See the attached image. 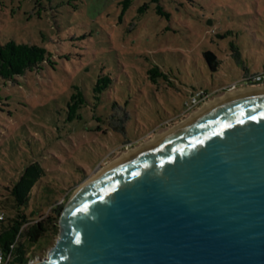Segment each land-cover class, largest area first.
Listing matches in <instances>:
<instances>
[{"label": "rangeland", "instance_id": "1", "mask_svg": "<svg viewBox=\"0 0 264 264\" xmlns=\"http://www.w3.org/2000/svg\"><path fill=\"white\" fill-rule=\"evenodd\" d=\"M8 41L43 47L50 62L0 78V227L16 213L10 190L28 165L45 173L24 211L42 219L122 155L238 91L222 88L264 62V0H0V45ZM152 68L163 76L152 81ZM198 90L213 94L185 112ZM77 91L84 102L69 118ZM46 236L22 239L29 262L45 258L58 233Z\"/></svg>", "mask_w": 264, "mask_h": 264}, {"label": "water", "instance_id": "2", "mask_svg": "<svg viewBox=\"0 0 264 264\" xmlns=\"http://www.w3.org/2000/svg\"><path fill=\"white\" fill-rule=\"evenodd\" d=\"M27 264H264V89L108 166Z\"/></svg>", "mask_w": 264, "mask_h": 264}, {"label": "trees", "instance_id": "3", "mask_svg": "<svg viewBox=\"0 0 264 264\" xmlns=\"http://www.w3.org/2000/svg\"><path fill=\"white\" fill-rule=\"evenodd\" d=\"M151 1L157 2V0ZM128 3V1L124 2L125 8ZM156 11L158 14H162L158 6ZM202 56L212 71L219 65L212 52H203ZM47 62H50V54L43 47L16 43L15 41H8L0 45V78L3 80H12L14 77L22 76L27 70H32ZM261 71H264V67L256 72ZM148 73L152 81L163 76L156 68L150 69ZM109 82L108 77L99 79L93 91L100 93L107 88ZM83 102V95L79 91L70 96L67 104L69 118L78 111ZM44 173V170L37 163H32L22 171L18 180L11 187L10 194L14 200L16 213L7 219L6 226L0 227V249L8 251L12 244L15 246L11 264H27L31 259L22 239L30 245H36L41 239L46 238L47 234L50 233L51 236H54L58 233L57 221L63 210V205L52 209V214L42 219H35L33 212L26 214L24 211L29 202L31 189L44 176Z\"/></svg>", "mask_w": 264, "mask_h": 264}, {"label": "built area", "instance_id": "4", "mask_svg": "<svg viewBox=\"0 0 264 264\" xmlns=\"http://www.w3.org/2000/svg\"><path fill=\"white\" fill-rule=\"evenodd\" d=\"M240 85H242L240 87ZM264 88V71L245 74L238 82L222 88L224 91L234 92L239 89H256ZM213 93H209L205 90H198L194 93H190L187 102L185 103V112H190L200 105L205 104ZM0 220H3V216L0 215ZM14 244H12L8 251L0 249V264H11L13 258Z\"/></svg>", "mask_w": 264, "mask_h": 264}, {"label": "bare ground", "instance_id": "5", "mask_svg": "<svg viewBox=\"0 0 264 264\" xmlns=\"http://www.w3.org/2000/svg\"><path fill=\"white\" fill-rule=\"evenodd\" d=\"M259 90H263V89L238 90V91H236V92H234V93H232V94H228V95H225L224 97H221V98L215 99V100H213V101H211V102L205 104V105H204L200 110H198L197 112L193 113L188 119H186L184 122H182L181 125H179L178 127H175L174 129H171L169 132H166V133H164V134H161V135L156 136V137H155L152 141H150L149 143H147V144H143V145L139 146L138 148H135V149L129 151L128 153H126V154L122 155L121 157H119L116 161L122 159L124 156H128L129 154H136L137 152L142 151L144 148H146L147 146H149L150 144H152L155 140L162 139L163 136H165V135H167V134H169V133L175 131L176 129H178L179 127H181L182 125H184L185 123L189 122V120H191L192 118L198 116L202 111H204L205 109L209 108L210 106H212V105H214V104H216V103H218V102L224 101V100L229 99V98H231V97H233V96H236V95H241V94H244V93H249V92H254V91H259ZM116 161H115V162H116ZM113 163H114V162H113ZM113 163H111V164H113ZM111 164H110V165H111ZM110 165H109V166H110ZM107 167H108V166H107ZM107 167H105L104 169H106ZM104 169H102L99 173H97V175H99ZM97 175H96V176H97ZM96 176H95V177H96ZM95 177H94V178H95ZM92 179H93V178H92ZM92 179H91V180H92ZM88 182H89V181H88ZM88 182H86L85 184H87ZM85 184H83V186H84ZM83 186H81L80 188H82ZM80 188H79V189H80ZM79 189H78V190H79ZM78 190H77V191H78ZM77 191L73 194V196L77 193ZM73 196H72V197H73ZM72 197H71V199H72ZM71 199L69 200V202L71 201Z\"/></svg>", "mask_w": 264, "mask_h": 264}, {"label": "crops", "instance_id": "6", "mask_svg": "<svg viewBox=\"0 0 264 264\" xmlns=\"http://www.w3.org/2000/svg\"><path fill=\"white\" fill-rule=\"evenodd\" d=\"M263 67H264V62H263V64L261 65L260 68H256V70H254V71H255V72H256V71H259V70L263 69Z\"/></svg>", "mask_w": 264, "mask_h": 264}]
</instances>
